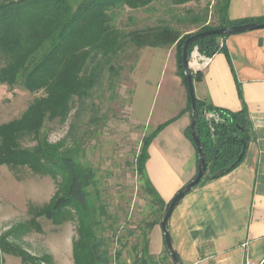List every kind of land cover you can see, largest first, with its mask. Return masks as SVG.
I'll use <instances>...</instances> for the list:
<instances>
[{
    "label": "trees",
    "instance_id": "16d2710c",
    "mask_svg": "<svg viewBox=\"0 0 264 264\" xmlns=\"http://www.w3.org/2000/svg\"><path fill=\"white\" fill-rule=\"evenodd\" d=\"M154 1L0 0V85L46 93L33 100L20 117L0 124V167H27L55 178L62 176L59 191L42 213L56 223L77 219V238L72 249L75 264H117L110 249L111 238L105 234L116 220L98 193L96 169L82 158V137L76 133V125H71L67 136L61 140L50 142L43 133L46 121H65L75 98L84 102L105 81L113 85L121 68L115 60L128 48L138 51L146 46L163 48L175 44L178 71L187 85L182 51L191 34L253 21H231L230 0H215L217 25L207 23V15L190 18L191 22L199 24L193 33L183 34L168 24L129 31L120 28L117 21L123 10L144 8ZM187 1L173 0L176 4ZM259 20L264 23V18ZM227 36L208 35L197 39L190 45L189 57L195 48L205 56H213L219 50L225 52L231 62L226 46L220 44V39ZM192 78L200 80L202 74L192 73ZM239 95L243 108L236 112L196 98L199 113L196 129L208 161L200 183L231 172L244 158L251 139V123L240 88ZM187 110L192 116L190 98ZM209 112L216 113L219 121L208 120L206 113ZM167 124H161L142 139L135 158L146 193L153 202L163 205L165 212L169 202L166 203L152 185L145 163L151 141ZM187 135L193 140L190 128ZM28 137L36 143L25 147L22 142ZM161 221L154 220L149 226L152 228ZM167 258H170L169 253ZM132 264H161L149 253L148 239Z\"/></svg>",
    "mask_w": 264,
    "mask_h": 264
},
{
    "label": "crops",
    "instance_id": "0c3cea01",
    "mask_svg": "<svg viewBox=\"0 0 264 264\" xmlns=\"http://www.w3.org/2000/svg\"><path fill=\"white\" fill-rule=\"evenodd\" d=\"M231 21L264 18V0H230ZM259 20V21H258ZM250 21V22H253ZM209 23V21H207ZM263 23V22H261ZM198 28L185 31L193 33ZM227 54L189 58L196 98L240 111L242 91L251 123V139L242 162L231 172L196 185L176 206L168 228L181 264H262L264 262V27L220 39ZM132 70L131 119L153 138L145 163L149 179L168 203L198 171L195 143L187 135L192 116L188 87L178 71L176 45L139 49ZM210 57L209 61L204 60ZM162 97L160 106L155 100ZM149 253L164 264L167 246L160 223L151 228ZM162 264V263H161Z\"/></svg>",
    "mask_w": 264,
    "mask_h": 264
},
{
    "label": "rangeland",
    "instance_id": "374dc122",
    "mask_svg": "<svg viewBox=\"0 0 264 264\" xmlns=\"http://www.w3.org/2000/svg\"><path fill=\"white\" fill-rule=\"evenodd\" d=\"M214 5L215 0L182 4L155 0L144 8H126L117 23L126 31L168 24L184 33L199 26L190 18L207 15L209 23L217 25ZM121 53L115 60L121 68L114 84L105 81L84 102L75 98L67 119L47 120L43 133L50 142H56L76 125L75 131L82 137V158L96 169L98 193L116 220L113 228L105 231L111 238V253L117 264H132L149 238V224L162 220L165 208L151 200L137 173L135 158L142 139L151 131L130 116L132 70L138 54L134 48ZM44 95V90L30 92L20 86L0 85V124L20 117L33 100ZM161 102L159 97L156 106ZM35 143L28 137L22 145ZM61 181V175L55 178L27 167H0V264H75L72 249L77 219L56 223L42 213L59 191Z\"/></svg>",
    "mask_w": 264,
    "mask_h": 264
},
{
    "label": "water",
    "instance_id": "95a60500",
    "mask_svg": "<svg viewBox=\"0 0 264 264\" xmlns=\"http://www.w3.org/2000/svg\"><path fill=\"white\" fill-rule=\"evenodd\" d=\"M15 1V0H12ZM264 27V23L261 22H245L242 24H235L231 26H225L220 28H214L209 29L205 31H200L197 33L191 34L184 43L183 51H182V60H183V66L185 69L186 79H187V87L189 92V98H190V104L192 108V120L190 124V135L195 143L197 153H198V171L195 177L189 181L187 184H185L182 189L180 188L178 192L173 196V198L169 201L168 208L164 214V217L161 221V228L163 230L165 243L168 249V253L170 255V260H172L173 264H181L179 260V256L177 255L174 247L172 246V239L168 228L169 219L171 218V215L176 208V206L179 204V202L191 191L193 190L196 185L200 183L202 180L207 167H208V161L206 157V153L203 148V144L200 138V134L197 132L196 124L198 121L199 113L197 108V102H196V94H195V87H194V80L192 78V72L189 67V48L190 45L196 41L199 38L206 37L208 35H232L234 33H240V32H246L253 29H258ZM244 119V118H242ZM243 153L239 156L241 158Z\"/></svg>",
    "mask_w": 264,
    "mask_h": 264
},
{
    "label": "built area",
    "instance_id": "2783aa9c",
    "mask_svg": "<svg viewBox=\"0 0 264 264\" xmlns=\"http://www.w3.org/2000/svg\"><path fill=\"white\" fill-rule=\"evenodd\" d=\"M193 50H194L197 54L200 55V53H199V51H198L197 48H195V49H193ZM210 59H211L210 57H205V56H204V60L209 61ZM206 117H207L208 120H212V119H214V120H216V121H219V116H218L216 113H212V112L206 113Z\"/></svg>",
    "mask_w": 264,
    "mask_h": 264
}]
</instances>
